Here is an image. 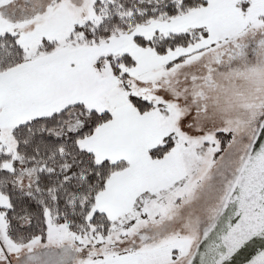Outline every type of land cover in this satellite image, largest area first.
<instances>
[{
    "label": "snow or ice",
    "instance_id": "1",
    "mask_svg": "<svg viewBox=\"0 0 264 264\" xmlns=\"http://www.w3.org/2000/svg\"><path fill=\"white\" fill-rule=\"evenodd\" d=\"M0 264H264V0H0Z\"/></svg>",
    "mask_w": 264,
    "mask_h": 264
}]
</instances>
